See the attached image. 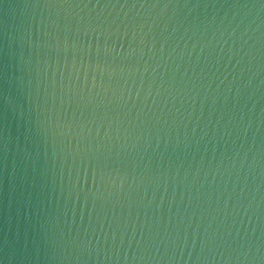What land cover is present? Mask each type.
Masks as SVG:
<instances>
[{"label":"water","instance_id":"95a60500","mask_svg":"<svg viewBox=\"0 0 264 264\" xmlns=\"http://www.w3.org/2000/svg\"><path fill=\"white\" fill-rule=\"evenodd\" d=\"M0 264H264V0H0Z\"/></svg>","mask_w":264,"mask_h":264}]
</instances>
